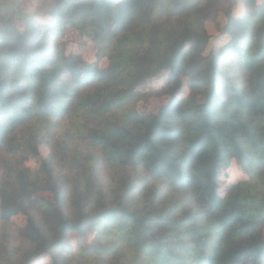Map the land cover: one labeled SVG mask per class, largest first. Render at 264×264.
I'll return each instance as SVG.
<instances>
[{"label":"trees","instance_id":"trees-1","mask_svg":"<svg viewBox=\"0 0 264 264\" xmlns=\"http://www.w3.org/2000/svg\"><path fill=\"white\" fill-rule=\"evenodd\" d=\"M225 3L54 0L48 22L0 21V152L18 158L0 176V264H264V0ZM67 26L97 61L67 53ZM157 95V112L135 108ZM65 121L67 142L43 156ZM62 161L78 167L65 180ZM234 163L246 179L224 189ZM100 165L124 174L116 186ZM72 234L87 240L76 251Z\"/></svg>","mask_w":264,"mask_h":264},{"label":"rangeland","instance_id":"rangeland-1","mask_svg":"<svg viewBox=\"0 0 264 264\" xmlns=\"http://www.w3.org/2000/svg\"><path fill=\"white\" fill-rule=\"evenodd\" d=\"M225 7L232 5L233 0H225ZM262 1V0H259ZM54 5V0H0V21L3 19H8V17H15L14 23L16 26L24 27L25 19L20 17L21 12L27 14H34L38 20L48 22L50 17L48 14ZM244 11V6L241 3L236 8L237 14H242ZM22 18V19H21ZM218 20L221 22V25H224L226 19L224 16L220 15ZM5 22V21H4ZM207 27L209 32L212 35L211 38V47L218 46L224 43L226 40V35L217 27L213 22H208ZM60 41L63 46L65 45L67 53L78 54L81 55L88 61H97V43L94 42L90 37L82 35L80 31L73 27L67 26L65 28V32L60 36ZM101 67H105L108 64V59L105 57L100 62ZM161 81L159 77L153 78L145 84L144 90L151 91L153 89H158L161 86ZM185 91V92H184ZM187 87L184 85L180 92L186 93ZM168 97L166 95L162 96H149V97H140L135 102V108L143 113H155L159 110L161 105L167 101ZM62 118V117H59ZM58 118V119H59ZM71 127V123L69 121H65L63 125L59 128L54 125H50V133L45 132L43 136V146H41V152L43 156L48 155L52 151V147L61 146V143L64 141L67 142L65 131L66 129ZM75 129V128H74ZM78 134V133H77ZM72 140H76L71 138ZM60 157V156H59ZM17 157L12 155L11 153L6 151L0 152V176L4 174V172L8 171L6 164L9 162L16 163ZM40 159L37 157H31L25 161V164L31 167L33 170H37L40 167ZM61 166L63 167L61 170L59 167L55 170V176H58L60 179L65 180L63 175H70L72 172H75L78 168L71 161H62ZM98 169V177L103 179L105 182L104 188L116 186L119 182V177L124 174L121 173L120 170H116L113 167H108L105 165L97 166ZM63 171V172H62ZM246 179L245 173L242 172V169L238 166V164L234 163L231 169L224 172L222 176V185L224 189H227L232 183L242 181ZM38 197L50 199L53 201V195L50 192H39L37 193ZM26 218L24 215H17L13 218V222L16 224H23ZM13 226V223L10 224ZM1 228V224H0ZM92 234H90V239ZM71 243L74 246V251H76L79 247V243L85 244L87 240L82 239L81 236L77 234L71 235ZM90 241V240H89ZM34 264H44L41 261H35Z\"/></svg>","mask_w":264,"mask_h":264}]
</instances>
